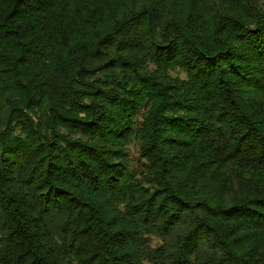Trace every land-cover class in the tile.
<instances>
[{
    "label": "trees",
    "instance_id": "1",
    "mask_svg": "<svg viewBox=\"0 0 264 264\" xmlns=\"http://www.w3.org/2000/svg\"><path fill=\"white\" fill-rule=\"evenodd\" d=\"M146 263L264 264V0H0V264Z\"/></svg>",
    "mask_w": 264,
    "mask_h": 264
},
{
    "label": "rangeland",
    "instance_id": "2",
    "mask_svg": "<svg viewBox=\"0 0 264 264\" xmlns=\"http://www.w3.org/2000/svg\"><path fill=\"white\" fill-rule=\"evenodd\" d=\"M130 156H134L135 155V149L132 147L130 148ZM146 264H149V263H146Z\"/></svg>",
    "mask_w": 264,
    "mask_h": 264
}]
</instances>
